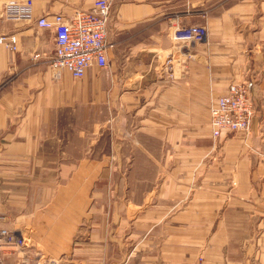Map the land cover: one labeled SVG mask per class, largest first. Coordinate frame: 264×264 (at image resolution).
<instances>
[{
  "label": "crops",
  "instance_id": "1",
  "mask_svg": "<svg viewBox=\"0 0 264 264\" xmlns=\"http://www.w3.org/2000/svg\"><path fill=\"white\" fill-rule=\"evenodd\" d=\"M91 7L34 0L33 12ZM198 24L204 40L178 36ZM12 31L19 52L0 53V228L23 234L34 260L264 264V0H114L102 79L54 70L51 30L0 21ZM174 55L183 69L171 78ZM234 80L248 83L252 131L213 139L211 103Z\"/></svg>",
  "mask_w": 264,
  "mask_h": 264
},
{
  "label": "built area",
  "instance_id": "2",
  "mask_svg": "<svg viewBox=\"0 0 264 264\" xmlns=\"http://www.w3.org/2000/svg\"><path fill=\"white\" fill-rule=\"evenodd\" d=\"M90 9L76 8L72 13L57 12L34 18V0H0V21H30L32 25L51 30L54 36L55 54L50 65L54 70L67 71L74 79L84 78L90 69L103 70L108 65V26L114 0H90ZM207 26L198 24L184 28L180 38L191 41L205 39ZM19 52L18 32L0 33L1 47ZM177 55L169 56L164 63L169 77L181 75ZM2 75L0 60V78ZM211 132L213 139L231 132L249 135L257 110L249 96L246 81L234 80L226 91L216 96L210 106ZM27 240L23 234L0 228V264L14 257L16 264H57L53 257L40 256L35 260L25 251ZM197 264H204L203 257Z\"/></svg>",
  "mask_w": 264,
  "mask_h": 264
},
{
  "label": "rangeland",
  "instance_id": "3",
  "mask_svg": "<svg viewBox=\"0 0 264 264\" xmlns=\"http://www.w3.org/2000/svg\"><path fill=\"white\" fill-rule=\"evenodd\" d=\"M70 77H72L71 75H70ZM103 78V70H100V71H97V73H96V75L95 76H92V75H88L87 77H85V78ZM73 78V77H72ZM85 78H83V79H85ZM82 80V79H81ZM97 106V105H96ZM102 106V105H101ZM97 107H100V106H97ZM83 114V112L82 111H80L79 112V118L80 119H78L77 121L78 122H80V120H81V118H84V116H86L87 115V111H86V115H82ZM94 114V113H93ZM102 117H103V110L101 109V110H99V109H97L96 111H95V120H97V121H99L98 119H100L101 121H102ZM86 120H87V118H85ZM82 122V121H81ZM87 122H88V120H87ZM85 123V122H84ZM86 125V124H85ZM206 130V128H205V126H203L202 127V133H205V130ZM182 143V142H181ZM183 145H186V144H191V142H188V141H186V143H182ZM107 142H103L102 144H101V146H102V148L103 147H107ZM165 146H166V148H167V150L168 151H170L172 148H173V143H167V144H164V143H162V150H164L165 149ZM200 257V256H199ZM198 257V258H199ZM198 260V259H197Z\"/></svg>",
  "mask_w": 264,
  "mask_h": 264
}]
</instances>
